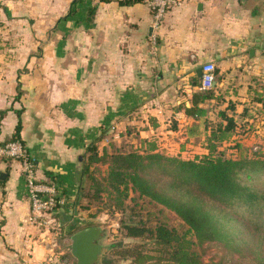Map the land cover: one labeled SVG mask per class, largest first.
Listing matches in <instances>:
<instances>
[{
  "label": "crops",
  "instance_id": "obj_1",
  "mask_svg": "<svg viewBox=\"0 0 264 264\" xmlns=\"http://www.w3.org/2000/svg\"><path fill=\"white\" fill-rule=\"evenodd\" d=\"M120 1L0 0V144L20 118L36 180L54 177L64 200L57 235L29 225L21 165L0 157V264L73 262L70 207L92 140L121 141L130 127L160 151L202 150L184 113L202 65L220 76L212 88L222 102L201 104L210 119L229 103L227 115L244 122L252 105L264 110L255 101L264 92V0H172L157 22L149 0ZM239 122L228 143L246 148Z\"/></svg>",
  "mask_w": 264,
  "mask_h": 264
},
{
  "label": "trees",
  "instance_id": "obj_2",
  "mask_svg": "<svg viewBox=\"0 0 264 264\" xmlns=\"http://www.w3.org/2000/svg\"><path fill=\"white\" fill-rule=\"evenodd\" d=\"M139 1L123 0L120 4ZM219 79L214 71V81ZM191 82L198 90L191 94L190 106L184 107L186 116L193 119L186 135L200 140L203 152L190 159L166 154L158 150L154 140L139 139L130 127L121 141L100 145L99 139H94L81 159L74 205L82 196L87 204L108 203V208L123 211L130 199L133 216L148 202L174 213L186 226L178 231L162 221L148 225L141 218L122 219L124 235L140 240L115 251L122 259H130V264H225L222 259L204 262L195 249L211 243L242 264H264V158L247 156L241 144L228 143L238 126L237 120L227 115L234 110L232 103L210 119L201 104L209 100L221 103L222 97L213 88L201 89L198 78ZM255 101L264 107V92ZM20 128L18 118L9 141L20 142ZM128 139L138 140V145ZM99 166H105L104 171ZM50 180L56 184L54 177ZM103 193H107L105 202ZM148 242L151 247H147Z\"/></svg>",
  "mask_w": 264,
  "mask_h": 264
},
{
  "label": "rangeland",
  "instance_id": "obj_3",
  "mask_svg": "<svg viewBox=\"0 0 264 264\" xmlns=\"http://www.w3.org/2000/svg\"><path fill=\"white\" fill-rule=\"evenodd\" d=\"M251 109V118L246 122L242 120H237L239 122V131L243 129L241 135L237 136L236 139L241 140L244 144L247 145L245 149V154L250 157H260L264 158V110H256L252 105ZM216 113V112H213ZM133 140V141H132ZM130 139L128 142L136 144L137 141ZM108 143V142H107ZM167 146V145H166ZM193 146V145H192ZM186 147V148H185ZM231 151V150H230ZM203 151L191 147V145H184L182 150L179 149L176 143L168 146V150H165L166 154L179 156L183 159H190L196 153H202ZM229 153V152H227ZM105 166H99V170L104 171ZM77 198V193L75 194ZM103 201H107V193H103ZM130 197H135L134 194H131ZM76 198L74 201H76ZM79 203L72 205L70 207V213L73 219H78L76 227L69 231V235L72 234L78 228H82L90 225L100 226L105 231V237L102 242L105 246L104 254L102 256L103 264H130L131 260H124L115 251L120 249L132 246L135 243L140 242L138 239L128 238L124 235V232L121 229L120 221L122 219H128L132 217L134 220L143 219L148 225H153L157 222H164L168 227L175 228L178 231H183L186 229V226L182 223L181 220L172 212L163 209L161 206L154 205L151 203H144L143 208L139 211H136L137 215H130L129 207L133 206V202L130 199L125 201V209L121 211L120 209L112 206L108 208L107 204L93 202L88 203L84 197H79ZM64 200L62 199L63 205ZM142 200L139 201L141 203ZM86 206V208H84ZM139 209V206L136 207ZM58 210V209H57ZM57 216V212H56ZM58 219V218H57ZM147 247H151V244L148 242ZM196 251L201 255V258L204 262H209L210 260H219L222 259L225 261V264H242V260H235L237 257L232 256L228 257L225 250H223L219 245L215 243L206 244L203 248L196 247ZM69 264V263H65ZM148 264H155L153 261H149Z\"/></svg>",
  "mask_w": 264,
  "mask_h": 264
},
{
  "label": "built area",
  "instance_id": "obj_4",
  "mask_svg": "<svg viewBox=\"0 0 264 264\" xmlns=\"http://www.w3.org/2000/svg\"><path fill=\"white\" fill-rule=\"evenodd\" d=\"M172 0H149L154 11L155 21H159L165 8ZM214 83V65L206 63L201 68L200 88L211 89ZM0 157L18 161L24 176L26 194L30 210L28 224L37 227L41 233L58 234L60 224L57 209L62 204V197L56 184L36 180L35 164L23 144L18 141H7L0 144Z\"/></svg>",
  "mask_w": 264,
  "mask_h": 264
},
{
  "label": "water",
  "instance_id": "obj_5",
  "mask_svg": "<svg viewBox=\"0 0 264 264\" xmlns=\"http://www.w3.org/2000/svg\"><path fill=\"white\" fill-rule=\"evenodd\" d=\"M196 74L200 78L201 69H198ZM104 237L105 231L97 225L75 230L70 235L69 254L73 260L70 264H103L105 246L101 242Z\"/></svg>",
  "mask_w": 264,
  "mask_h": 264
}]
</instances>
